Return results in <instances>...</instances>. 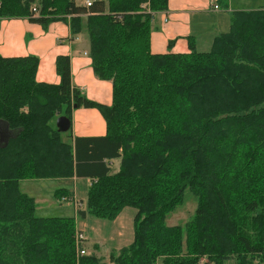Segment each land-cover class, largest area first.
<instances>
[{"label": "trees", "instance_id": "16d2710c", "mask_svg": "<svg viewBox=\"0 0 264 264\" xmlns=\"http://www.w3.org/2000/svg\"><path fill=\"white\" fill-rule=\"evenodd\" d=\"M86 2L0 0V19L47 28L70 18L73 35H88L95 76L113 84L107 106L74 85L69 56L57 60L59 85L37 81L35 56H0V264H264V10L233 13L208 53L191 43L188 54L155 55L152 19L169 0ZM81 109L102 114L105 136L59 132L57 119ZM73 177L91 181L75 218L36 217L20 190ZM187 190L195 216L168 227ZM128 207L134 242L109 262L78 258L77 218L114 221Z\"/></svg>", "mask_w": 264, "mask_h": 264}, {"label": "crops", "instance_id": "0c3cea01", "mask_svg": "<svg viewBox=\"0 0 264 264\" xmlns=\"http://www.w3.org/2000/svg\"><path fill=\"white\" fill-rule=\"evenodd\" d=\"M86 1L95 0H78L77 3L84 5ZM228 3V7H224L216 0H169L168 9L155 13L152 19V54H188L192 50L191 43L197 52L208 53L215 39L230 31L233 13L264 10V0H228ZM215 5H219L220 9L216 10ZM89 51L90 41L87 33L83 32L75 36L72 34L70 25L63 21L54 22L44 28L27 18L0 19V56L4 58L37 57L39 68L36 79L39 83L50 85H59L61 82L57 73L58 58L69 56L74 85L80 88L88 99L111 106L113 84L111 81L99 80L95 76ZM6 128L8 130V127ZM106 129L105 119L96 109L77 110L73 114V137L105 136ZM69 180L76 185L87 179L73 177ZM87 181L90 187L91 181ZM89 187L84 192L85 199L78 190L72 193L78 202L83 201L82 203L86 206L85 209L82 204L85 211ZM128 215L136 216L137 210L129 207L124 209L121 216L114 222L97 219L90 215L85 218L78 217L77 228L85 232L87 236L88 251L92 249L94 253L105 256L106 252L109 255L113 251L129 246L133 242V227L126 236L124 231L128 228ZM106 223L122 224L125 228H122L123 231L117 236L105 238L102 236L101 228Z\"/></svg>", "mask_w": 264, "mask_h": 264}, {"label": "rangeland", "instance_id": "374dc122", "mask_svg": "<svg viewBox=\"0 0 264 264\" xmlns=\"http://www.w3.org/2000/svg\"><path fill=\"white\" fill-rule=\"evenodd\" d=\"M38 1L41 2L42 0H38ZM36 7L37 8L40 7V6L38 7V3L36 4ZM66 20L68 23H70L71 19L67 18ZM81 110H86V109H81ZM120 163H121L120 161L114 163L113 165L114 172H117L119 170ZM88 187H89V181L87 180L80 181L78 184L75 185L73 181H70L69 179L26 180L20 184L21 192L35 199L37 204L36 217L38 218H75L76 216H78L75 207L71 204L61 203L60 200L57 198V192L59 191L65 192V190H68L72 194L74 190L76 191L78 190L79 193H81L83 199H85L86 196L84 195V192ZM82 202L83 201L80 200V203L83 204L84 208L86 209L85 204ZM198 206H199V202L197 196L190 190H187L186 193L184 194L183 203L175 211L171 212L167 216L166 225L168 227L178 226L184 229L186 227V224L195 216ZM121 214L114 221H116L121 216ZM135 219L136 216H129L128 228H126L124 231L125 235L128 236L129 230L133 227V231H132L133 242L135 240V229H134ZM114 221H109V222H114ZM122 228H125L122 224L106 223L101 228L102 236L105 238L117 236L119 232L123 231ZM78 230L79 229L77 228V231ZM85 237L87 238L86 234ZM107 248L109 249V246ZM119 251H113V252H119ZM77 253H78V258H82L80 252L78 251V248H77ZM92 253H94L92 249H89L88 255ZM106 253L107 254L105 256H100L97 253L95 254L97 255V257L103 258L106 262H109L112 253H110L109 255L108 252ZM205 261L206 260H203L202 262ZM228 264H236V262L232 260Z\"/></svg>", "mask_w": 264, "mask_h": 264}, {"label": "built area", "instance_id": "2783aa9c", "mask_svg": "<svg viewBox=\"0 0 264 264\" xmlns=\"http://www.w3.org/2000/svg\"><path fill=\"white\" fill-rule=\"evenodd\" d=\"M87 7H91V2H86ZM215 9H218V6H215ZM60 202L71 204L75 207L76 213L83 211V206L80 202L77 201L76 198L72 197H63L61 198ZM76 244L78 247V251L80 252L81 256H87L88 255V249H87V238L85 237V233L81 230H78L76 233Z\"/></svg>", "mask_w": 264, "mask_h": 264}, {"label": "water", "instance_id": "95a60500", "mask_svg": "<svg viewBox=\"0 0 264 264\" xmlns=\"http://www.w3.org/2000/svg\"><path fill=\"white\" fill-rule=\"evenodd\" d=\"M57 128L60 133H68L72 127V121L65 116H61L56 121Z\"/></svg>", "mask_w": 264, "mask_h": 264}, {"label": "bare ground", "instance_id": "6f19581e", "mask_svg": "<svg viewBox=\"0 0 264 264\" xmlns=\"http://www.w3.org/2000/svg\"><path fill=\"white\" fill-rule=\"evenodd\" d=\"M215 6H218V9H216V10H219V9H220L219 5H215ZM71 129H72V127H71ZM71 129H70V130H71Z\"/></svg>", "mask_w": 264, "mask_h": 264}]
</instances>
